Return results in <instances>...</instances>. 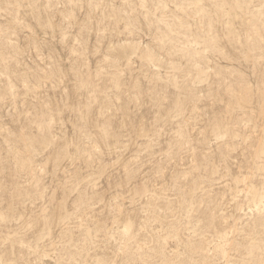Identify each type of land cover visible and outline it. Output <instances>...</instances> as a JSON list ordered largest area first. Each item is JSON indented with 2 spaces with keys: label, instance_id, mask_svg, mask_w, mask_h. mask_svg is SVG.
<instances>
[{
  "label": "rangeland",
  "instance_id": "374dc122",
  "mask_svg": "<svg viewBox=\"0 0 264 264\" xmlns=\"http://www.w3.org/2000/svg\"><path fill=\"white\" fill-rule=\"evenodd\" d=\"M0 264H264V0H0Z\"/></svg>",
  "mask_w": 264,
  "mask_h": 264
}]
</instances>
